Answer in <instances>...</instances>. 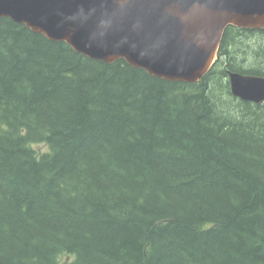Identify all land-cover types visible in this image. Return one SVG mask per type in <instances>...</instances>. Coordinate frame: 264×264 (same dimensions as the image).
Here are the masks:
<instances>
[{
	"label": "trees",
	"instance_id": "obj_1",
	"mask_svg": "<svg viewBox=\"0 0 264 264\" xmlns=\"http://www.w3.org/2000/svg\"><path fill=\"white\" fill-rule=\"evenodd\" d=\"M228 72L264 77V31L181 83L0 18V264H264V102Z\"/></svg>",
	"mask_w": 264,
	"mask_h": 264
},
{
	"label": "water",
	"instance_id": "obj_2",
	"mask_svg": "<svg viewBox=\"0 0 264 264\" xmlns=\"http://www.w3.org/2000/svg\"><path fill=\"white\" fill-rule=\"evenodd\" d=\"M0 18L93 61L197 83L228 27L264 31V0H0ZM228 80L233 97L264 102V77L232 72Z\"/></svg>",
	"mask_w": 264,
	"mask_h": 264
},
{
	"label": "rangeland",
	"instance_id": "obj_3",
	"mask_svg": "<svg viewBox=\"0 0 264 264\" xmlns=\"http://www.w3.org/2000/svg\"><path fill=\"white\" fill-rule=\"evenodd\" d=\"M33 148L37 151V152H43L47 150V146H45L44 144H34ZM69 260H71L70 256H60L58 259V263L57 264H67L69 262Z\"/></svg>",
	"mask_w": 264,
	"mask_h": 264
}]
</instances>
